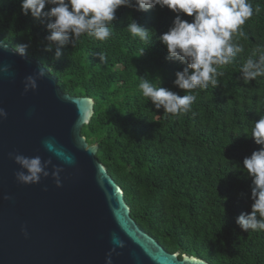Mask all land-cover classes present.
I'll list each match as a JSON object with an SVG mask.
<instances>
[{
    "label": "trees",
    "instance_id": "16d2710c",
    "mask_svg": "<svg viewBox=\"0 0 264 264\" xmlns=\"http://www.w3.org/2000/svg\"><path fill=\"white\" fill-rule=\"evenodd\" d=\"M250 2L260 12L242 26L247 38H236L245 51L219 69L217 88L187 93L173 83L185 65L166 60L167 48L156 38L176 15L167 7L121 6L107 41L83 35L56 59L55 47L45 50L46 22L25 15L21 0H0V41L29 44L26 55L39 59L62 91L94 98V115L81 133L99 146L97 158L124 191L131 217L168 251L210 264H264V232L236 223L253 203L243 160L264 147L250 135L264 115V76L245 83L240 75L252 50L264 45V0ZM129 17L150 29V44L131 37ZM145 76L162 78L161 86L181 96L196 95L191 111L173 116L156 109L138 87Z\"/></svg>",
    "mask_w": 264,
    "mask_h": 264
},
{
    "label": "water",
    "instance_id": "95a60500",
    "mask_svg": "<svg viewBox=\"0 0 264 264\" xmlns=\"http://www.w3.org/2000/svg\"><path fill=\"white\" fill-rule=\"evenodd\" d=\"M13 49L0 47V108L8 113L0 117V264H106L113 247V264H210L168 251L139 227L121 186L97 158L99 146L81 133L94 115V98L62 91L51 72L25 93V77L44 64ZM45 140L74 162L58 158ZM9 153L51 158L64 169L62 186L51 175L19 182L20 165Z\"/></svg>",
    "mask_w": 264,
    "mask_h": 264
},
{
    "label": "clouds",
    "instance_id": "9594fccd",
    "mask_svg": "<svg viewBox=\"0 0 264 264\" xmlns=\"http://www.w3.org/2000/svg\"><path fill=\"white\" fill-rule=\"evenodd\" d=\"M46 5L50 6L47 10ZM121 6L133 7L138 11H148L160 6L167 7L176 13L169 29L156 37L166 46L168 61H179L185 65L182 70L175 73L174 85L187 93L196 89H208L209 85L217 88L220 85L218 77L224 72L219 70L229 65L234 58L245 51L239 37L247 38L242 26L260 8L254 9L250 0H21L22 11L25 15L31 13L32 17L46 22L50 34L46 37L48 44L46 51L55 47V58L62 56V48L68 44L73 47L81 36L95 38L97 41H107L113 34L116 12ZM184 14L192 17L191 21L184 19ZM127 30L133 39L150 44L153 39L150 29L139 24L129 17ZM9 44L0 41V47L7 50ZM29 44H16L13 51L24 55ZM146 48L140 50V55ZM96 55L101 62L106 60L103 51ZM258 57V58H257ZM10 66L5 65L3 71L7 73ZM49 70L43 65L35 75H28L24 80V92L36 90L38 80L45 77ZM240 75L245 83L264 76V45H258L252 50L251 56L242 64ZM141 77L139 89L144 98L155 106L163 109L165 114L173 116L187 114L196 101V95H179L177 92L161 86L160 77ZM159 85V86H157ZM8 113L0 108V117L7 118ZM250 135L255 138L258 145H264V115L255 121ZM49 151H54L58 158L66 163H73L71 157L53 149L51 140L44 141ZM20 165L16 178L24 184L39 183L42 178L51 175L55 184L62 186L61 172L63 167L53 164L52 159H42L40 156L29 157L23 154L9 153ZM51 166V171H49ZM243 169L251 177V212L241 213L236 223L244 231L264 232V147L254 150L250 156L243 160ZM5 199H9L5 196ZM28 233L25 230V236ZM114 243L124 247V242L113 237ZM113 247L106 256V264H113Z\"/></svg>",
    "mask_w": 264,
    "mask_h": 264
},
{
    "label": "rangeland",
    "instance_id": "374dc122",
    "mask_svg": "<svg viewBox=\"0 0 264 264\" xmlns=\"http://www.w3.org/2000/svg\"><path fill=\"white\" fill-rule=\"evenodd\" d=\"M130 208V207H129Z\"/></svg>",
    "mask_w": 264,
    "mask_h": 264
}]
</instances>
